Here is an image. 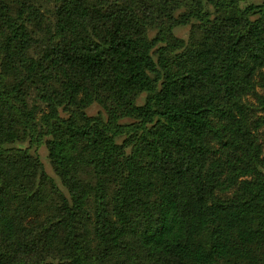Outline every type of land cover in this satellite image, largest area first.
<instances>
[{
  "label": "trees",
  "instance_id": "1",
  "mask_svg": "<svg viewBox=\"0 0 264 264\" xmlns=\"http://www.w3.org/2000/svg\"><path fill=\"white\" fill-rule=\"evenodd\" d=\"M263 135L264 0H0V264H264Z\"/></svg>",
  "mask_w": 264,
  "mask_h": 264
},
{
  "label": "rangeland",
  "instance_id": "2",
  "mask_svg": "<svg viewBox=\"0 0 264 264\" xmlns=\"http://www.w3.org/2000/svg\"><path fill=\"white\" fill-rule=\"evenodd\" d=\"M261 2H262V0H240V5L242 7H245L248 4H250V3L259 4ZM190 29H191L190 25L179 26V27H176L174 29V33H175L176 36H178L180 38H183L184 40H188V38H189V36L191 34V30ZM149 34L152 37V36H154L155 31H150ZM257 91L263 93V90L260 89V88H257ZM144 98H145V94H142L140 96V98H139V103H143L144 102ZM33 101H35L37 103V105L40 106L41 108L44 107L43 103H39V101L36 100V96H35L34 93L32 94V98H31L30 102H33ZM86 111L90 115H97L99 113H103L104 114L101 106L99 104H97V103L91 104L89 107H87ZM39 116H40V113L38 112V117ZM123 121H126V120H123ZM47 140H48V138H45V140L43 141V143L41 145L32 146L30 148V152L32 154H36L40 158V160H41V162H42L47 174L50 177H52L55 180V182L57 183L58 187L65 194L68 195L67 189L62 185L61 180L59 179V177L56 174V171H55V169H54V167L52 165L51 157H50V151H49V147H48V144H47ZM122 141H123L122 138L118 139L119 143H121ZM261 142L264 144V135L261 138ZM9 145H12V146H15V147H20V148H26L28 146V141L27 140L15 141V143H13V144L9 143Z\"/></svg>",
  "mask_w": 264,
  "mask_h": 264
}]
</instances>
